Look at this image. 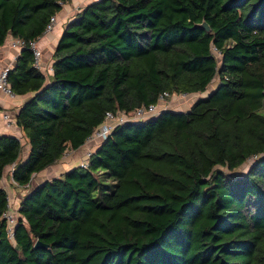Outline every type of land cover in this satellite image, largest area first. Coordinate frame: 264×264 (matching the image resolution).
<instances>
[{
  "label": "trees",
  "instance_id": "16d2710c",
  "mask_svg": "<svg viewBox=\"0 0 264 264\" xmlns=\"http://www.w3.org/2000/svg\"><path fill=\"white\" fill-rule=\"evenodd\" d=\"M70 1L0 0V45L40 37ZM53 58L46 75L25 46L9 72L32 93L16 114L30 149L19 160L20 137L0 134V264H264V0H93ZM216 77L189 109L120 123L89 166L32 187L10 235L7 166L26 186L108 110L203 93Z\"/></svg>",
  "mask_w": 264,
  "mask_h": 264
},
{
  "label": "crops",
  "instance_id": "0c3cea01",
  "mask_svg": "<svg viewBox=\"0 0 264 264\" xmlns=\"http://www.w3.org/2000/svg\"><path fill=\"white\" fill-rule=\"evenodd\" d=\"M80 2V0H71L70 2H67L64 6L63 9L58 12V16H59V21L56 25V28L54 31L47 33L45 35H42L39 39V45L43 50V56H42V64L43 66L39 67V69H41L46 75H50L53 72V63H54V58H53V54H54V50L56 48V45L58 43V40L60 38V35L64 29V25L66 24V20H71L74 15L80 10V7L82 8L83 6H78L77 4ZM13 36L10 35L7 39V42H5L3 45H0V62L2 63H11L12 65L16 62V59L18 57V55L20 54V49H17L15 47H12L9 42L10 39ZM199 92H194V93H189V95H193V94H197ZM32 93L28 92L25 94H15L14 96H10V95H6L5 93L0 91V134H13L16 135L18 137H20V139L23 141V139H27V137L25 136L22 128L17 124L16 122V114L19 110V108L21 107V105L24 103V101H26L29 97H31ZM177 96V94H172L171 97L173 96ZM173 99V98H172ZM4 113H8L11 120L10 122H8L3 114ZM28 142V140H27ZM99 144L98 141L96 142H85L83 145H81L79 148H76L74 150V154L71 156L67 157V158H60L59 160H57L55 163L51 164L50 166H48L44 171V174L38 175L37 178H40V182L36 181V185L40 184L42 181H44L45 179H49L48 177L44 178L42 176L46 175L49 176L50 174H55L53 175V177L59 176L60 174H62L64 171H66L67 169L79 165L80 164V160H82V158L85 157L86 153H87V149H95L97 147V145ZM27 145V146H26ZM25 146V150L22 151L21 155L19 156V160H24L29 153V149H30V145L29 143H27ZM15 163L9 165L6 167L5 172H4V176L2 178V184L3 186L7 189V184H8V179L5 176L6 170L9 169V181L14 182V186H16L17 188L20 187V185H18L13 177H12V170L14 168ZM12 166V168L10 169L9 167ZM43 171V172H44ZM36 174V173H35ZM39 174V173H38ZM34 178V177H33ZM16 184V185H15ZM34 186V187H35ZM12 193V194H11ZM9 194V191H8ZM13 197V199L10 201L11 202V207L13 209L15 208V202H17L18 204H20V201L22 199V197H17L16 198V193L14 191L10 192L9 196ZM14 205V206H13Z\"/></svg>",
  "mask_w": 264,
  "mask_h": 264
},
{
  "label": "built area",
  "instance_id": "2783aa9c",
  "mask_svg": "<svg viewBox=\"0 0 264 264\" xmlns=\"http://www.w3.org/2000/svg\"><path fill=\"white\" fill-rule=\"evenodd\" d=\"M65 4L66 3H64L63 5ZM58 21H59L58 13L53 14L46 25L43 35L54 31ZM40 37L27 40L22 37L13 36L10 39L9 44L12 47H15L20 50L22 49V47L25 46L31 48L34 53V64L39 68L43 66L42 64L43 50L39 45ZM11 67H12L11 63L9 64V63L0 62V91L5 93L6 95L14 96L16 93L13 90L11 83L9 81V72ZM180 94L184 96L188 93H180ZM169 97H171V94L168 91H164L159 95L158 100L156 102L150 103L148 105L143 104L141 106H138L131 113H128L125 110H120V109L116 112L112 110H108L105 114L103 122L99 124L94 129V131L88 136L86 142H96V141L100 142L104 140L109 136L113 128L120 123H124L130 120H144L157 115L163 109L168 108V106H166V103ZM3 116L8 122H10L11 118L8 113H4ZM91 152H92L91 149L87 150V153L85 157L81 160L80 165L85 167L89 166V156ZM10 201H11V197L9 196V207L4 211L2 216L8 224V231L10 235L13 236L14 227L18 221V215L16 211L19 209L20 204L17 209H13L11 207Z\"/></svg>",
  "mask_w": 264,
  "mask_h": 264
},
{
  "label": "rangeland",
  "instance_id": "374dc122",
  "mask_svg": "<svg viewBox=\"0 0 264 264\" xmlns=\"http://www.w3.org/2000/svg\"><path fill=\"white\" fill-rule=\"evenodd\" d=\"M78 1V0H77ZM93 0H80V2L77 4L78 6H85L86 4H88L89 2H91ZM81 9V7H80ZM69 20H66L65 23H67ZM66 25V24H65ZM64 25V26H65ZM218 77H216L213 82L208 86V89L203 92V93H197V94H186V95H181V94H177V96L175 95L174 97H169L168 100H167V103H166V106H168V108H172V109H176V110H187L190 108L191 104L200 96H204L206 94L209 93V91H211L215 86L216 84L218 83ZM173 98V99H172ZM264 111V109H263ZM23 143V151L25 150V147L27 146L26 144L28 143L27 142V139H23L22 141ZM26 145V146H25ZM75 149L73 148H69L67 150V152L65 153V155L63 156L64 158H67L69 156H71L72 158V155L75 153L74 152ZM87 150H90V149H87ZM83 159V158H82ZM252 158L249 159L246 163H244L240 168L234 170V171H230L228 168H225V171L230 174V175H233V176H236V175H240L242 174L243 172L247 171L249 169V166L252 162ZM81 161V160H80ZM10 169L12 168V166L9 167ZM9 172L10 170L7 169L6 170V173H5V176L7 177V181H8V184H7V188H8V191H9V194L10 192L14 191L16 193V198L19 196V197H22L24 196L25 193H27L32 187H34L36 185V181L37 182H40V178H37L38 175H41V174H44L45 171L43 172H40L39 174H34V178L32 179V181L30 182V184H27L26 186H20L19 188H17L16 186H14V182H10L9 181ZM53 175L55 174H50L49 176L44 175L42 177L46 178L48 177L49 179L50 178H53ZM16 185V184H15ZM12 194V193H11ZM14 196L11 195V200L13 199ZM14 206V205H13ZM19 206V204L17 202H15V208L17 209ZM17 215L19 216V213H18V210L16 211Z\"/></svg>",
  "mask_w": 264,
  "mask_h": 264
},
{
  "label": "water",
  "instance_id": "95a60500",
  "mask_svg": "<svg viewBox=\"0 0 264 264\" xmlns=\"http://www.w3.org/2000/svg\"><path fill=\"white\" fill-rule=\"evenodd\" d=\"M201 26L205 27L207 30H210V25L207 23V21H203L201 23ZM47 244L46 243H43L41 240H37L36 241V246H46Z\"/></svg>",
  "mask_w": 264,
  "mask_h": 264
}]
</instances>
